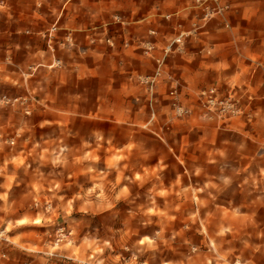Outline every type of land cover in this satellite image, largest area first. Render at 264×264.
I'll return each instance as SVG.
<instances>
[{
	"label": "crops",
	"instance_id": "crops-1",
	"mask_svg": "<svg viewBox=\"0 0 264 264\" xmlns=\"http://www.w3.org/2000/svg\"><path fill=\"white\" fill-rule=\"evenodd\" d=\"M194 2L8 0L0 5V82L38 94L44 123L75 132L76 124L88 123L84 137L93 138L99 125L129 131L144 126L151 104L158 109L157 135L169 133L185 150L250 156L233 158L219 179L202 181L208 192L203 198L221 206L223 227L235 231L231 219H264V0H222L229 6L225 17L213 19L186 39L183 51L169 56L166 71L175 81L162 76L152 94L139 76L154 74L163 47L198 21ZM147 39L155 45L151 55L145 53ZM209 86L236 96L243 112L229 120L207 119L190 91ZM173 88L181 104L195 110L166 126Z\"/></svg>",
	"mask_w": 264,
	"mask_h": 264
},
{
	"label": "rangeland",
	"instance_id": "rangeland-1",
	"mask_svg": "<svg viewBox=\"0 0 264 264\" xmlns=\"http://www.w3.org/2000/svg\"><path fill=\"white\" fill-rule=\"evenodd\" d=\"M154 74L139 82L149 88L141 77ZM200 90L190 92L202 114L229 120L202 108ZM177 94L187 112L173 98L166 126L195 110ZM41 108L38 94L0 82V264H264V219H231L237 230H228L221 206L203 198V179L250 156L185 150L169 133L157 135L151 104L146 125H99L93 138L83 136L88 123L76 132L44 123Z\"/></svg>",
	"mask_w": 264,
	"mask_h": 264
},
{
	"label": "built area",
	"instance_id": "built-area-1",
	"mask_svg": "<svg viewBox=\"0 0 264 264\" xmlns=\"http://www.w3.org/2000/svg\"><path fill=\"white\" fill-rule=\"evenodd\" d=\"M194 5L199 9L198 21L193 24L192 29L182 30L178 35L170 40L163 47V54L157 59V70L153 76H143L141 77V82L149 86L150 89L154 88L156 81H158L164 74H166V64L169 56L175 52L183 51L185 48L186 39L189 36L197 35L202 28L207 26L209 22L217 17H225V14L229 10V6L222 3V0H195ZM170 17V16H168ZM226 25L229 26L228 22ZM181 27V25H180ZM56 28H53L55 31ZM151 34H156V31L151 30ZM111 42L110 39L107 40ZM67 42L73 45V39L70 35L67 36ZM145 53L151 55L155 45L151 40H146L144 42ZM58 65L61 64L60 60L56 62ZM169 79L175 81V78L172 74H169ZM171 95L174 96L175 106L179 113L187 112L178 102L177 88L171 90ZM198 97L201 103V106L204 110L216 115L219 118H228L239 114L241 108L238 105V99L233 94L223 95L217 87H209L199 91ZM20 98H16V101H19ZM10 100L3 99L2 102H9Z\"/></svg>",
	"mask_w": 264,
	"mask_h": 264
}]
</instances>
